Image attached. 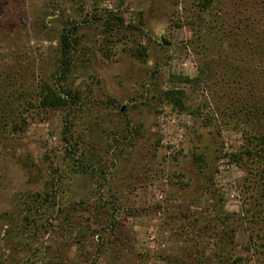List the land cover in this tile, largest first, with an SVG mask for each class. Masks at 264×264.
Returning <instances> with one entry per match:
<instances>
[{
	"label": "rangeland",
	"instance_id": "374dc122",
	"mask_svg": "<svg viewBox=\"0 0 264 264\" xmlns=\"http://www.w3.org/2000/svg\"><path fill=\"white\" fill-rule=\"evenodd\" d=\"M258 109L264 0H0V264H264Z\"/></svg>",
	"mask_w": 264,
	"mask_h": 264
},
{
	"label": "trees",
	"instance_id": "16d2710c",
	"mask_svg": "<svg viewBox=\"0 0 264 264\" xmlns=\"http://www.w3.org/2000/svg\"><path fill=\"white\" fill-rule=\"evenodd\" d=\"M73 39L71 37V31L68 28H65V31L63 32L61 36V52H62V60H63V67L65 69V72L69 70L70 67V60H69V54L70 49L72 48ZM64 102L60 97H55V95H52V98L49 99L48 104L50 106H59ZM257 113L264 114L262 109H258Z\"/></svg>",
	"mask_w": 264,
	"mask_h": 264
}]
</instances>
